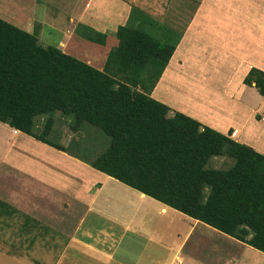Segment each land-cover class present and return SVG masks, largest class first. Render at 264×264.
Segmentation results:
<instances>
[{"label":"crops","instance_id":"crops-1","mask_svg":"<svg viewBox=\"0 0 264 264\" xmlns=\"http://www.w3.org/2000/svg\"><path fill=\"white\" fill-rule=\"evenodd\" d=\"M19 1L7 0L4 5L1 2L5 1L0 0V17L36 33L39 41L34 24L31 29L29 25L30 17L36 14H28L31 12ZM78 1L80 4L69 7L73 15L80 17L88 4L89 25L84 24L108 36L114 35L119 25L140 26V19L146 14L143 10L147 17H157L158 22L173 23L182 34L165 72L169 67L182 69L193 55L201 59L200 64L193 60L198 68L213 60L215 67L220 66L213 70L229 78L223 73L229 71L219 64V54L230 59L227 48L231 47L229 41L236 25L240 37L241 32L253 26L248 23L251 20L239 17L240 9H221L218 3L224 0H177L175 5L167 6L166 14L165 9L161 15L162 10L158 11L163 18L147 5L140 6V0H130L135 1L132 5L127 0ZM38 16L44 17L43 25L46 15ZM77 20L80 24L81 19ZM74 29L76 25L72 32ZM60 36L64 37V31ZM263 64L245 67L243 73L246 75L251 67L264 71ZM165 72L150 95L168 105L171 113L180 111L222 133L231 129L232 138L264 153V144L255 135L260 128H252L250 119L243 120L259 114L250 101L259 97L253 89L256 87L243 82L245 75L237 78V83L230 77L227 83L234 89L241 79L244 86H250L247 90L241 87L238 103L227 105L221 96L210 97L202 87H191L195 93L191 94L189 87L183 95L185 101L179 93L178 108H173L168 101L172 97L165 95L168 92H160L169 90V85L161 83L165 80L170 84L173 78ZM177 79L180 78H174ZM0 254L15 259L24 256L31 264H264V252L123 184L84 162L79 154L56 149L1 121Z\"/></svg>","mask_w":264,"mask_h":264},{"label":"trees","instance_id":"trees-1","mask_svg":"<svg viewBox=\"0 0 264 264\" xmlns=\"http://www.w3.org/2000/svg\"><path fill=\"white\" fill-rule=\"evenodd\" d=\"M83 27L72 32V50L42 45L36 33L0 17V121L66 151L49 134L55 112L70 115V129L105 136L93 168L264 252V153L232 138L231 129L170 115L150 95L176 44L129 23L109 36ZM243 82L264 95L263 70L251 67ZM213 156L233 161L208 167Z\"/></svg>","mask_w":264,"mask_h":264},{"label":"rangeland","instance_id":"rangeland-1","mask_svg":"<svg viewBox=\"0 0 264 264\" xmlns=\"http://www.w3.org/2000/svg\"><path fill=\"white\" fill-rule=\"evenodd\" d=\"M5 2H1L2 4L6 5L7 0H4ZM18 0H15L17 2ZM22 1L21 5L26 6L25 8L27 11L31 12L28 13L32 15V13L36 14V16H31L30 18V29L32 28L34 24V29L38 31L39 41L43 45H58L59 48L69 47L71 46L72 50L75 47V41L72 39V29L76 25V29H81L82 25H85L84 23L89 25V19H88V11L89 5L86 4L85 10H82L80 13V17H75L73 15L72 9L70 10V6H76L80 2L78 0H20L18 3ZM130 2V5L132 3H135V1L131 2L130 0H127ZM195 1V0H191ZM137 2V1H136ZM177 3V0H140V6L150 7L152 10L157 11V13H154L155 15L159 13V10L167 9V6L169 4ZM195 2H200V0H196ZM204 2H208L204 1ZM212 2V0H210ZM164 4V5H163ZM189 5H193L192 3L188 2ZM221 5V9L229 11L230 8L227 7H236L240 9L241 13L238 11V15L243 18H247V20L256 21L257 24L252 23L251 21H248L250 23L251 28H249L248 31L241 32V37L239 36V28L235 27L234 29V37L231 41V47L227 48V50L230 51V59H224L221 58V54H219V64L222 63L224 65L225 70L228 72H223L224 74H227L228 77H224L223 74H218L213 70L214 68H220V66L214 65L215 61H210L212 58V53H209L211 57H207L208 61H210L208 64H206L204 67L194 63L196 61L198 64H200L201 59H197L196 57H192L193 55H190V60H187V63H185L186 66H184L182 69H175L172 70L170 67L168 68L167 72H165L166 67H168V63L163 68L159 78L164 76V72L166 75H173L172 80L170 81V84L167 83V81L164 80L161 84L162 86H167V89L169 88L170 91H174V94L171 95L169 93V90H161L160 92H168V94H165L167 96H171L172 98L168 100L171 102V106L178 108L177 98L178 94L181 93L182 96H179L183 99V95H186L185 90L188 89L191 94H195L193 91L194 89H200V87L207 89L204 93H206L208 96L212 97L219 95L221 96L223 100L226 101L227 105H232L235 103H238V97L239 95L237 93L240 92L241 87L245 84L242 83V78L244 77L245 73L243 71L245 70V67L254 65H259L264 63V0H224L218 3ZM11 5V3L9 4ZM19 5L18 7H20ZM82 6H84V3H81ZM162 5V6H161ZM223 5V6H222ZM17 7V8H18ZM164 7V8H163ZM144 12V19H140V26L139 28L145 30L152 36L160 39L163 42L172 43V44H178V41L180 40L182 31L178 28H176L173 23L166 22H158L157 17L149 16L147 14L146 10H143ZM164 12V10L160 11V15ZM167 10L164 12L166 14ZM45 14L46 19L44 20V24L42 25L41 19L44 17H39L38 15ZM16 16V15H15ZM234 16H236L234 14ZM17 18L19 15L16 16ZM14 17V18H16ZM160 18H163L162 16H159ZM2 18V17H1ZM78 18L81 19V23L77 24ZM14 20V19H13ZM15 22V21H14ZM17 23V22H15ZM13 23V24H15ZM130 24V23H129ZM18 25H20L18 23ZM131 25V24H130ZM234 25V24H233ZM132 26V25H131ZM114 27V26H110ZM138 27V26H137ZM90 27L85 25L83 27V30L85 32L90 31ZM109 29V28H108ZM41 30V31H40ZM61 31H64V37L61 38ZM106 31V29H104ZM71 32V33H70ZM70 34V35H69ZM227 34V33H226ZM113 35V34H112ZM69 36V37H68ZM61 38V40H60ZM59 42V43H58ZM195 43V42H192ZM212 49H215L214 47ZM194 60V61H193ZM205 64V63H204ZM264 66V64H263ZM159 68L158 65H150L147 67L148 71L147 73H151L152 75L157 72V69ZM262 68V67H261ZM224 70V71H225ZM146 74V72H145ZM234 74L233 76H231ZM177 79L176 81L174 78ZM231 78L232 81L237 83V78L240 79V84L234 87L232 89L231 87L227 86L228 80ZM158 78V80H159ZM160 81V80H159ZM157 83V82H156ZM234 85V84H232ZM193 87V88H191ZM233 87V86H232ZM245 89H250V86H244ZM256 91V94L260 97L257 99H254V97L250 98L251 102H254V107L257 108L255 111L256 113L259 112L256 117L253 115V118L251 119L250 116H245L243 118L244 121H247L250 119V126L252 127H259L260 130L256 131V136L258 137L259 141L264 144V118L262 120L259 119V116L264 117V96L260 95L259 92L255 88H253ZM185 92V93H184ZM200 91L199 93H201ZM238 96V97H237ZM262 99V100H261ZM184 100V99H183ZM209 101V99H206ZM185 101V100H184ZM241 107L243 106L242 102H239ZM200 108H197L196 111L199 112ZM169 114H173L169 111ZM47 115L42 114L39 116H36L34 119V126L33 130L35 132H40L42 130L43 122L46 119ZM54 118V125L53 128L49 134V138L66 149L70 150L71 152H74L76 154H79V156L84 159V162L88 163L91 162V160L94 158L95 155L93 153H99L101 150L104 149L106 144L105 136H101V142L100 138L98 136L97 131L95 128H87L84 126H81L77 128L76 130L70 129L69 126V120L71 118L70 115H64L59 112H55L53 115ZM252 127V128H253ZM250 129V127H246ZM91 151V153H90ZM92 156V157H91ZM232 159L227 158L226 156H213L208 163V167H214V168H228L232 164ZM42 255V254H41ZM7 258L3 254H0V263L4 262L6 264H31V262H28L29 259H26V257L21 258ZM26 260L27 262H23ZM10 262V263H7Z\"/></svg>","mask_w":264,"mask_h":264}]
</instances>
